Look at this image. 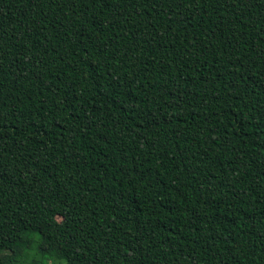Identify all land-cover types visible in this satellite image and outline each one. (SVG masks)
Wrapping results in <instances>:
<instances>
[{"label":"trees","instance_id":"1","mask_svg":"<svg viewBox=\"0 0 264 264\" xmlns=\"http://www.w3.org/2000/svg\"><path fill=\"white\" fill-rule=\"evenodd\" d=\"M264 264V0H0V264Z\"/></svg>","mask_w":264,"mask_h":264},{"label":"rangeland","instance_id":"2","mask_svg":"<svg viewBox=\"0 0 264 264\" xmlns=\"http://www.w3.org/2000/svg\"><path fill=\"white\" fill-rule=\"evenodd\" d=\"M46 262L49 264L51 261L50 260H47Z\"/></svg>","mask_w":264,"mask_h":264}]
</instances>
